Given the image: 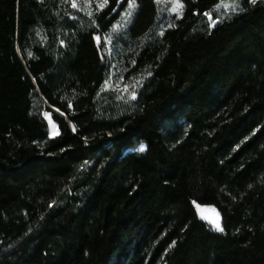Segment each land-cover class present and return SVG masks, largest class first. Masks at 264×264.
<instances>
[{"label":"trees","instance_id":"trees-1","mask_svg":"<svg viewBox=\"0 0 264 264\" xmlns=\"http://www.w3.org/2000/svg\"><path fill=\"white\" fill-rule=\"evenodd\" d=\"M221 1L0 0V264H264V0Z\"/></svg>","mask_w":264,"mask_h":264},{"label":"rangeland","instance_id":"rangeland-1","mask_svg":"<svg viewBox=\"0 0 264 264\" xmlns=\"http://www.w3.org/2000/svg\"><path fill=\"white\" fill-rule=\"evenodd\" d=\"M225 5H228V7H225ZM219 6V7H218ZM238 7V4L235 3L232 0H222L217 6H216V12H223V11H227V10H232V9H236ZM209 18V16H208ZM50 123V134L52 136L57 135L58 134V129L56 124L49 120ZM196 209L198 211L199 217L206 221L208 224H210V226L217 232H223V231H218L215 229L214 227V222H219L221 227L222 226V220H221V216L219 215V213L217 212V210L210 205H204V204H196Z\"/></svg>","mask_w":264,"mask_h":264},{"label":"snow or ice","instance_id":"snow-or-ice-1","mask_svg":"<svg viewBox=\"0 0 264 264\" xmlns=\"http://www.w3.org/2000/svg\"><path fill=\"white\" fill-rule=\"evenodd\" d=\"M107 2V0H105V3ZM256 2V0H252V3H255ZM104 6V4H101L100 5V7H103ZM72 7H76V4L75 3H73L72 4ZM129 7L130 8H134L135 7V0H129ZM219 7V6H218ZM225 7H228V5H225ZM182 9V5L178 2V0H177V2L175 3V5H174V7H173V9H172V11H174V12H180V10ZM130 14V13H129ZM206 15H209V19H211V16H210V14H206ZM215 23V21H213V24ZM163 33H161V35H162ZM97 39H99V38H97ZM132 98H135V96H134V94H133V97ZM140 151H143L144 150V147L143 146H141V148L139 149ZM214 227H215V229L216 230H218V231H223V228L221 227V225H220V223L217 221V222H214Z\"/></svg>","mask_w":264,"mask_h":264}]
</instances>
